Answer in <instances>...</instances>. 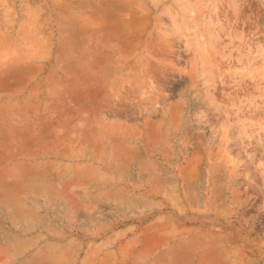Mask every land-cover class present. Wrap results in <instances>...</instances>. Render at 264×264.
Here are the masks:
<instances>
[{
	"label": "rangeland",
	"instance_id": "374dc122",
	"mask_svg": "<svg viewBox=\"0 0 264 264\" xmlns=\"http://www.w3.org/2000/svg\"><path fill=\"white\" fill-rule=\"evenodd\" d=\"M0 264H264V0H0Z\"/></svg>",
	"mask_w": 264,
	"mask_h": 264
}]
</instances>
